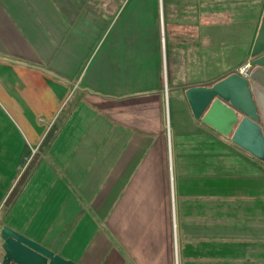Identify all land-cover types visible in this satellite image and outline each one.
I'll list each match as a JSON object with an SVG mask.
<instances>
[{
    "label": "crops",
    "instance_id": "crops-1",
    "mask_svg": "<svg viewBox=\"0 0 264 264\" xmlns=\"http://www.w3.org/2000/svg\"><path fill=\"white\" fill-rule=\"evenodd\" d=\"M263 11L0 0V206L35 159L0 227L71 264H264V164L184 96L248 62Z\"/></svg>",
    "mask_w": 264,
    "mask_h": 264
},
{
    "label": "water",
    "instance_id": "water-1",
    "mask_svg": "<svg viewBox=\"0 0 264 264\" xmlns=\"http://www.w3.org/2000/svg\"><path fill=\"white\" fill-rule=\"evenodd\" d=\"M245 77L231 73L209 87L184 91L195 118L264 164V11ZM0 264H71L3 225Z\"/></svg>",
    "mask_w": 264,
    "mask_h": 264
},
{
    "label": "trees",
    "instance_id": "trees-1",
    "mask_svg": "<svg viewBox=\"0 0 264 264\" xmlns=\"http://www.w3.org/2000/svg\"><path fill=\"white\" fill-rule=\"evenodd\" d=\"M52 132V131H51ZM51 132H49L45 138L43 139L42 144L46 143L49 139V137L51 136ZM34 158H31L30 160V164H28L26 166V168L23 170L22 174L19 176V178L17 179V181L15 182V184L13 185V187L11 188V190L9 191V193L7 194L3 205L5 207H9L12 202L15 200V198L17 197L19 191L21 190V188L23 187L25 181L27 180L28 176L30 175L32 169H33V164H34Z\"/></svg>",
    "mask_w": 264,
    "mask_h": 264
},
{
    "label": "built area",
    "instance_id": "built-area-1",
    "mask_svg": "<svg viewBox=\"0 0 264 264\" xmlns=\"http://www.w3.org/2000/svg\"><path fill=\"white\" fill-rule=\"evenodd\" d=\"M247 69H248V65H247V62H245L238 68L237 73L240 76L245 77L247 74Z\"/></svg>",
    "mask_w": 264,
    "mask_h": 264
},
{
    "label": "rangeland",
    "instance_id": "rangeland-1",
    "mask_svg": "<svg viewBox=\"0 0 264 264\" xmlns=\"http://www.w3.org/2000/svg\"><path fill=\"white\" fill-rule=\"evenodd\" d=\"M5 200V199H4ZM4 202V201H3ZM3 202H2V204H1V206H0V225H1V221H2V219H3V217H4V215H5V213L7 212V209L9 208H7V207H5L4 205H3ZM0 255H1V250H0Z\"/></svg>",
    "mask_w": 264,
    "mask_h": 264
}]
</instances>
